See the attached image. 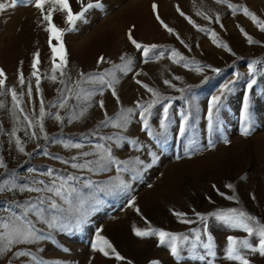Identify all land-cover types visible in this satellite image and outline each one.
Wrapping results in <instances>:
<instances>
[{
  "label": "rangeland",
  "instance_id": "374dc122",
  "mask_svg": "<svg viewBox=\"0 0 264 264\" xmlns=\"http://www.w3.org/2000/svg\"><path fill=\"white\" fill-rule=\"evenodd\" d=\"M0 2L10 4V0ZM83 2L86 4L89 0ZM101 2L103 8L88 10L84 19L78 21L72 30H68L63 13H54L55 25L65 29L63 43L67 66L63 71L74 82L81 72L103 71L111 68L112 64L121 63V55L132 58V70L127 74L117 72L119 82L114 86L120 98L119 105L110 90L105 88L103 95L97 94L92 98L91 107L82 103L74 109L77 114L82 108H87V112L71 123L68 122V110L53 107L59 102L60 94L57 90L64 87L60 80L66 77L61 76L58 70L55 73L57 80L53 82L49 79L53 75L52 51L49 34L45 31L46 23L42 20L40 11L32 5L18 3L15 7L9 6L0 12V69L4 70L7 77L6 89L15 88L18 94L24 93L21 106L25 109L24 114H29L33 119L38 118L41 97L46 113L53 114L46 116L43 122L48 139L45 140V134L40 133L38 139L30 140L25 135L26 122L23 121V114L17 110L20 120L13 118L11 93L0 96V102L4 104L0 108V156L21 180H31L33 176L47 180L42 174L51 168L60 173L74 172L83 179L94 182L93 187L83 190L87 201L86 216L79 229L58 231L38 225L44 228V235L50 236V239L19 247L30 249L36 255L48 261H58L59 264H128V261L132 264H151L154 260L158 264H206L189 253L186 243L180 245L182 259L177 261L171 256L167 246L159 245L158 237H138L133 229L145 230L150 226L189 235L193 229H201L203 234V223L195 213L208 215L228 207L245 210L264 223V32L242 12L238 11L233 15L231 10L225 5L217 4L215 0ZM231 2L247 6L260 19H264V0ZM153 3L158 5L161 19L174 30L173 34H169L155 18ZM70 4L73 12L80 11L81 4L78 0H70ZM177 6L199 27L214 30L217 43H213L208 31H199L189 24L177 11ZM197 12L204 13L211 19L206 20L202 15H197ZM217 15L220 17L219 22L215 19ZM133 26V38L137 42L155 44L158 46L157 51H164L165 55L160 59L153 57L144 63L141 53L127 39L128 30ZM241 28L260 43L249 44ZM56 44L57 41L53 39L52 45ZM218 44H227L231 52ZM173 48L188 58L189 68L183 67V62H172L169 57ZM37 52L41 78L39 93L36 91L35 77L31 75V64L34 53ZM101 56L105 58V62L98 65L97 61ZM253 59L262 63L257 65V84L249 90L247 64ZM192 60L197 63L192 64ZM56 62L59 63V58ZM197 65L203 68L202 73L195 71ZM212 68L220 71L213 72ZM19 71L25 77L26 84L23 86L18 82ZM236 73L240 74L239 78L235 76ZM176 76L181 79L176 80ZM165 79L175 87L165 85ZM137 80L171 98L167 101L171 105L167 130L159 128L162 106L158 105L149 118V127L154 133H159L158 136L146 135L141 130V120L138 115H134L129 128L120 132L126 137L125 142L114 145L102 140V136L118 130L111 126L98 127L104 118L98 102L103 100L107 113L114 116L121 107H135L137 101L145 103L152 99L151 94L136 83ZM228 81L234 82L223 96L214 125L210 128L206 116L208 103ZM29 83L32 85L31 97L27 95ZM189 85L190 89L187 87ZM180 88H185V92H179L177 89ZM245 96L248 98L254 125L247 137L240 131ZM57 112L64 117L63 123L54 119ZM182 114L189 115L187 131L183 136L178 134ZM13 128L18 129L16 137L22 140L29 155L16 151V137L9 135ZM31 131L38 132V127L28 129V132ZM133 138L138 140L141 147L127 144V140ZM225 140L229 142L225 143ZM57 141L82 143L85 145L83 151L91 150V145L96 143H106L112 147L116 159L131 160L132 164L128 166V171L117 172L113 166L105 172H77L62 161L71 162V157L78 155L81 150L65 149ZM209 142L212 147H209ZM45 152L50 155H44ZM136 160L142 163L136 164ZM29 168L36 169V172L29 173ZM116 177L124 180L128 185L127 189L100 191L106 182L115 181ZM229 183L234 189L226 187ZM217 189L226 195H236L237 201L225 199L218 194ZM35 195L28 192L0 194V213L6 214L7 200L23 201ZM253 195L254 200L251 198ZM133 198L135 203L129 206L128 202ZM136 208H139V214ZM13 210L19 212L18 209ZM173 211L186 213L184 219H189L192 223H182L181 218L175 216ZM67 215L69 220L74 218L72 214ZM208 225L213 237V251L216 253L215 264H238L224 258L227 236H235L237 240L248 238L253 244L257 243L242 230L228 228L214 217H209ZM98 230L124 260H116L110 249L108 257L91 249ZM204 239L206 242V236ZM63 247L70 251L64 252ZM204 252L203 248H198L195 255H202ZM247 258L251 264H264V257L259 254L249 253ZM0 264L33 262L29 257L17 258L8 252L0 254Z\"/></svg>",
  "mask_w": 264,
  "mask_h": 264
},
{
  "label": "snow or ice",
  "instance_id": "6c2138e0",
  "mask_svg": "<svg viewBox=\"0 0 264 264\" xmlns=\"http://www.w3.org/2000/svg\"><path fill=\"white\" fill-rule=\"evenodd\" d=\"M217 4L225 5L231 13L234 15L238 11L242 12L245 17L250 18V20L259 28L260 31L264 32V19H260L256 13L249 10L245 5H238L232 3L231 0H215ZM18 3H24L27 5H32L38 9L41 13L42 20L46 23L45 31L49 34V45L52 51V73L53 75L49 78L51 81L55 82L57 76L55 73L59 70L60 75L66 77V79L60 80V83L64 85L63 88L57 91L60 94L59 102L53 107L59 109L68 110V122L71 123L74 119L78 120L85 115L87 108H82L79 114L75 113L74 109L79 107L82 103H87L88 107H91L92 98L99 94L103 95L105 88L110 90L111 95L116 99L117 104H120V98L117 94L115 84L118 83L117 72L122 74H127L132 70L133 60L131 57L126 55H121L119 57L121 63L112 64L111 68L104 69L103 71L93 72V73H79L78 78L73 82L71 77H68L63 69L67 66V54L63 43V36L65 29L59 28L55 25L53 21V15L55 12L59 11L64 14L65 23L69 26L68 30L75 28L78 21H81L85 17V13L93 8H103L101 0H89L88 3H84L83 0H78L81 4V9L79 12H73L70 4V0H10V4L0 2V12L4 11L7 7H15ZM47 5V7H46ZM158 5L153 3L152 10L155 13V18L160 22L163 28L169 34H173L174 30L169 27L160 17L158 13ZM177 11L182 17L187 19L188 23L193 27L197 28L199 31H208L211 35L213 43H217V34L214 30L204 29L199 27L190 17H186L185 14L177 6ZM197 15H202L204 19H211L204 13L197 12ZM216 22L220 21V17L217 15L215 17ZM223 27V25H221ZM133 28H130L127 33V39L135 47L137 51L141 53L144 63H147L153 57L155 59H160L165 55L164 51H157L158 46L155 44L147 45L137 42L133 38ZM241 32L247 38L249 44L260 43L254 40L248 33L244 32L241 28ZM179 39V36L177 35ZM55 39L57 44L52 45V40ZM183 43V41H181ZM218 46L225 48L229 52L231 49L227 44H218ZM187 48L188 46L185 45ZM59 58V63L56 62ZM173 63L181 64L183 62V67L189 68L188 58L182 55L176 49L170 50V57ZM105 62V58L101 56L97 64ZM192 64H196L195 60L191 61ZM262 62L257 59L251 60L247 64V75L248 83L247 88L252 90L254 85L257 84L256 72L257 65ZM39 64V53H34V58L31 64L32 77H35L36 91L39 93L41 78L38 70ZM213 72H219L220 69L212 68ZM197 73H202L203 68L199 65L195 67ZM140 73H137L139 75ZM235 76L239 78L240 74L236 73ZM6 74L3 69H0V96L5 95L7 92L11 93V99L13 101V118L17 121L20 117L17 115V110L19 113L23 114V121L26 122L25 135L28 136L30 140L38 139L40 133H44V139L47 140L48 136L45 133L44 120L46 116H53L52 113H46L45 104L43 98L41 97L38 111V118L33 119L29 114H24L25 109L21 106V97L24 93H17L15 88L6 89ZM176 80H180L181 77L176 76ZM207 77H205V80ZM18 82L20 85H25V77L22 71H19ZM234 81H228L219 90V94L213 95L208 103L207 107V122L208 126L211 128L214 125L216 118V113L220 109L222 98L227 91L230 90L231 84ZM137 84L141 86L151 94L152 99L145 103L137 101L135 107H121L120 110L114 115H109L105 109L104 101L100 100L98 102L99 107L104 112V118L99 122L98 127H109L117 129L110 135L102 136L101 139L106 142H112L114 145H119L125 142L126 137L121 135V131H126L134 115H138L142 122L141 130L146 133V135L153 137L158 136L159 133H154L149 127V118L152 115L153 109L160 105L162 106L161 119L159 120V128L162 130H167L169 121V110L171 105L167 103L171 98L168 96H163L159 90L149 87V85L144 84L142 81L137 80ZM164 84L169 87H175L171 81L165 79ZM189 89L191 86H187ZM179 92H185V88L177 89ZM27 95L32 96V85L29 83L27 85ZM4 104L0 102V108H3ZM138 110V112H137ZM54 119L57 122H64V117H62L59 112L54 114ZM241 134L247 137L250 134L253 125L252 115L250 112V106L247 96H245L242 111H241ZM189 123V115L182 114V123L178 129V134L183 136L186 134L187 125ZM38 127L37 131L28 132V129H35ZM17 128H13L9 134L11 137H16ZM95 135V133H93ZM62 143L65 149H77L79 151L78 155L71 157V162L68 160L62 161L64 164L69 165L71 169L77 170V172L87 171L89 173H99L110 170L115 166L117 172L128 171V166L132 164L131 160H118L113 154L112 147L108 146L106 143H96L91 145V150L83 151L85 147L84 144L79 142L71 141H57ZM229 141L225 140V143ZM127 144H131L133 147L139 148L141 145L138 140L130 139L127 140ZM213 145L209 142V147ZM15 149L21 154L29 155L26 153L25 146L19 137L15 138ZM44 155H50L45 152ZM92 157L91 159H88ZM59 160L60 157H54ZM136 164H141L142 161L136 160ZM123 166V167H122ZM0 194L9 193H35V196H31L23 201H18L16 199H9L6 201L8 207L5 209V213H0V254L12 253L15 257H29L33 264H59L58 261H48L41 256L36 255L33 251L27 248H20L21 245H33L38 241H45L50 239V236L44 235V228L39 227L45 226L49 230L64 231L68 228L79 229L85 222V205L87 201L84 198V189H89L94 186V182L91 180H85L74 172L60 173L55 169L49 168L42 175L47 177L45 179H37L33 176L31 180H21L14 170L9 169L5 160L0 156ZM29 173H35L36 169L29 168ZM128 185L124 180L116 177L115 181L109 180L106 182L105 186L100 189V191H115L127 189ZM215 188V185H213ZM226 187L230 190L234 189V186L229 183ZM217 192L220 196L224 197L229 201H237L236 195H226L224 192ZM253 200L255 196L251 197ZM129 206H133L135 201L134 198L130 200ZM18 209L19 212L13 210ZM139 214V208H136ZM67 214H72L74 218L69 220ZM173 214L181 218V222L185 224L192 223L189 219H184L186 213L173 211ZM198 219L203 223V234L201 229H193L191 234L184 233H174L171 231H166L159 228L148 227L145 230L140 228H134L133 231L138 237H149L156 236L159 240V245L167 246L170 249V254L177 261L182 259L180 245L186 243L189 246V253L199 261H205L206 264H215L216 253L213 251V237L209 232V217H214L216 221L221 222L224 226L231 229H240L247 234V237L254 238L257 243L253 244L248 238L237 240L235 236H227V246L225 249V259L228 261H236L238 264H251V261L247 258L248 254H259V256L264 257V223L258 220L254 215L248 213L237 207L221 208L215 212H211L208 215H201L200 213H195ZM206 236V242L204 237ZM95 240L91 243V249L95 252L98 251L102 253L105 257L109 256V249L115 255L116 260H124L125 258L121 256L113 245L102 235L98 230L95 234ZM198 248H203L205 250L202 255H195ZM43 249H41L42 251ZM64 252H69L70 249L63 247ZM128 264H132L128 261ZM151 264H158V261H152Z\"/></svg>",
  "mask_w": 264,
  "mask_h": 264
}]
</instances>
